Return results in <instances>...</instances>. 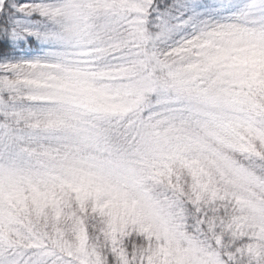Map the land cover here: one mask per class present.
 I'll list each match as a JSON object with an SVG mask.
<instances>
[{
	"label": "snow or ice",
	"instance_id": "1",
	"mask_svg": "<svg viewBox=\"0 0 264 264\" xmlns=\"http://www.w3.org/2000/svg\"><path fill=\"white\" fill-rule=\"evenodd\" d=\"M0 264H264V0H0Z\"/></svg>",
	"mask_w": 264,
	"mask_h": 264
}]
</instances>
